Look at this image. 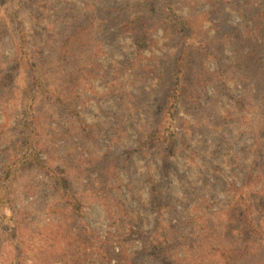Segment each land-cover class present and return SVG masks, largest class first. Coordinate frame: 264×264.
Segmentation results:
<instances>
[{"label": "rangeland", "instance_id": "1", "mask_svg": "<svg viewBox=\"0 0 264 264\" xmlns=\"http://www.w3.org/2000/svg\"><path fill=\"white\" fill-rule=\"evenodd\" d=\"M145 2L0 0V177L9 172L0 191V264L10 263L6 254L12 264H264V77L253 86L229 46L233 32L264 31V0H170L191 40L226 45L220 65L205 60L225 87L200 86L196 103L189 91L167 127L182 138L165 168L155 149L135 145L154 126L181 40L153 20L138 50L118 23L146 17L153 1ZM20 29L42 78L33 100L29 68L16 60ZM32 126L30 156L37 151L61 180L26 164ZM240 186L243 195L234 191ZM240 196L262 232L258 242L233 231L239 224L228 210ZM59 224L66 237L44 236V225ZM224 247L235 252L223 258Z\"/></svg>", "mask_w": 264, "mask_h": 264}, {"label": "trees", "instance_id": "2", "mask_svg": "<svg viewBox=\"0 0 264 264\" xmlns=\"http://www.w3.org/2000/svg\"><path fill=\"white\" fill-rule=\"evenodd\" d=\"M145 1L147 2L148 0H144V2ZM151 1H153V7L151 9H148L145 14L146 17L139 18L134 15H126L124 18L121 17V20H119L118 24L121 27L125 25L130 31L133 32L134 44L139 51L142 50L143 47L147 44L146 41L148 37L149 27H144V25L147 22L151 23L153 20H155L156 25L159 24L164 31L168 32L173 37H178L181 40L180 46L178 47L176 56L173 60V64L171 65L169 84L167 86V89H165L164 92L158 97V106L157 110H155L156 119L154 126H152L151 129L146 133V135L142 139H139L135 145L139 147L138 149L140 150V152L145 151L149 148L155 149L161 158L160 167L165 168L170 166V157L174 154L175 151V141L179 137H181V133L177 132V128L173 127V129L176 131H167V127L170 126L173 122H177V120L180 119L177 117V112L182 104L187 103L186 97L189 91L194 88V91L197 93L196 94L195 92H193L191 97L193 99V102L196 103L195 100H197L200 93V91L198 90L200 86H206L207 84L218 82L221 83L223 88L225 87L224 82L221 78L222 75H220L217 70H211L210 68H208V66L205 64V60L207 58H212L216 63H218V65H220L221 63L219 62L220 60L218 56L224 55L226 45L222 43L223 45L214 47L201 40L199 42V40L196 39V41L198 42H195V38L194 40H191L189 37H191L192 33L190 31L189 23L185 18L174 13L171 5L169 4L170 0ZM146 2L145 4L147 5ZM148 13H152V15H154L155 13L156 14L154 15V17H152V15L149 17L147 15ZM233 33L234 36L232 38L234 43L231 41L229 43L230 47L231 45L233 46L232 53L234 54V58L232 59V61H236L240 65L241 69L251 73L250 77L248 75L246 76L247 78H250V80H252L254 86L255 81H259L264 77V31L263 29L254 26L251 28L242 29L241 31L238 30V32ZM17 44L18 47L16 48V60L18 61V63L24 66H28L29 68V82L30 86L33 88L32 91L34 92V94L31 91L28 93L31 95V99L33 100V97L37 93L34 88L36 87V89L38 90H43V84L42 78L40 76H37V63L28 54L29 51H26L25 49V47L27 46V40L22 29H20ZM239 65H236V68H238ZM201 71H203V74H201ZM201 75H203V81L204 79H206V82L200 83L199 77H201ZM45 90L47 93H53L52 95L57 104H60L62 101H64V94L61 93L62 98L59 99L55 91H51L47 88H45ZM262 97L264 99V94L262 95ZM33 103L34 102L30 101L28 107L30 127L35 119ZM28 133L29 134L25 139V146L30 144V147L28 150H26L28 155L24 156V160L26 161L27 159L26 164L28 165L29 162H33V165H35L38 170L42 171L51 179L61 180L62 178L59 172L54 168L47 166V164H45L38 153H36L37 151H33L30 156L29 153L32 149L31 143H33L34 145V142H32V139L34 138L33 126L31 129H29ZM184 144L186 145L185 141ZM8 177V169H4L0 177V191H2L3 184L7 183ZM242 185L243 182L241 183V186ZM156 186L157 184L155 183L151 184L150 186V197L152 199V205L154 207L155 200H161V196L159 194L156 195ZM241 186L240 188H234V191L236 193H238L237 191H239L238 194L243 195V189L241 188ZM240 198L242 199V202H239V200H237L234 208L232 209L230 207V209L228 210V213L233 214L232 217L235 216L236 222L239 224V228H234L233 231H236V234L241 238L248 239L249 237H251L254 242H258L262 240V232L254 224V221L250 216V213H252L251 205L246 201V199L244 200L243 197L240 196ZM23 221L24 218H22L20 222H17V224H15L16 232L21 231L20 223ZM60 228V224L44 225L41 230L46 231V233L49 232L47 235H44L45 237L51 236L52 232V237L54 238L59 235L66 237L65 234L59 232V230L61 231ZM51 245L56 247L57 249L59 248L58 244L52 243ZM232 252H235V250L224 247L221 250V255H223V258H226ZM12 253L14 256L16 255V257H18V253L16 250L14 252L13 249ZM9 255L10 254H6L5 259L9 260V264H12L14 259L11 258V256L9 257Z\"/></svg>", "mask_w": 264, "mask_h": 264}]
</instances>
